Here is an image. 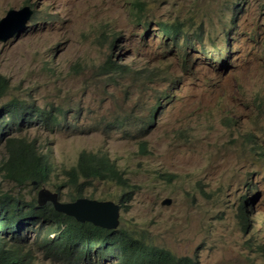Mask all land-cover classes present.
Returning a JSON list of instances; mask_svg holds the SVG:
<instances>
[{
    "label": "rangeland",
    "instance_id": "1",
    "mask_svg": "<svg viewBox=\"0 0 264 264\" xmlns=\"http://www.w3.org/2000/svg\"><path fill=\"white\" fill-rule=\"evenodd\" d=\"M24 5L36 20L0 41L11 81L1 102L54 110L60 124L9 132L48 154L53 170L41 186L0 174V187L25 203L40 189L63 202L113 201L118 230L195 264H264V0H0V19ZM161 23L182 25L176 42ZM112 58L134 72H110ZM83 151L110 157L122 185L82 180L77 196L66 171ZM36 227L25 237L49 225ZM26 250L32 264H52L34 241ZM101 254L80 264L120 261Z\"/></svg>",
    "mask_w": 264,
    "mask_h": 264
},
{
    "label": "trees",
    "instance_id": "2",
    "mask_svg": "<svg viewBox=\"0 0 264 264\" xmlns=\"http://www.w3.org/2000/svg\"><path fill=\"white\" fill-rule=\"evenodd\" d=\"M181 26L180 23H161L158 31L169 39L176 40ZM172 30L174 33H171ZM198 32L200 29L193 34L200 37ZM105 68L119 75L134 72L129 65L125 67L113 58ZM137 74L141 72L137 71ZM10 85V79L0 72V145L5 139L7 152L6 160L0 165V174L5 180L18 186L29 182L41 186L49 181L53 170L48 154L39 151L31 142L6 136L12 135L9 132L15 128L20 130L33 122L60 124V120L55 119L58 113L54 114V110L50 111L21 99L2 103ZM142 146L145 148L144 144ZM66 174L79 197L82 196L79 185L82 180L101 179L116 181L120 185L123 183V176L110 157L97 156L87 151L79 155L77 164L66 171ZM127 196L129 201L133 193L130 192ZM125 199L124 196L121 198L122 203ZM239 212L242 224L247 226L245 207L242 206ZM36 225L49 227H45L47 231L43 234L36 233L33 239L25 237L28 232L37 228ZM61 227H64V231L60 230ZM53 233L55 237L51 238ZM28 241H34L38 248H43L42 256L52 264H80L83 257L90 259L94 252L100 250L101 256L105 258L118 257L120 261L117 264H195L189 257L178 258L170 250L152 246L125 229L108 230L90 222H78L74 217L56 211L50 203L39 205L36 200L25 203L20 197L15 198L0 187V264H32L38 257L31 250H26Z\"/></svg>",
    "mask_w": 264,
    "mask_h": 264
},
{
    "label": "water",
    "instance_id": "3",
    "mask_svg": "<svg viewBox=\"0 0 264 264\" xmlns=\"http://www.w3.org/2000/svg\"><path fill=\"white\" fill-rule=\"evenodd\" d=\"M26 11L27 8L21 11L11 10L7 17L0 20V41H7L23 26L30 14ZM37 202L39 205L51 202L56 211L72 216L81 223L90 222L95 226L108 230L117 229L120 224L119 206L113 201L77 198L75 201L63 202L59 200L58 193L40 189ZM171 203L172 199L170 198L162 201L163 205H170Z\"/></svg>",
    "mask_w": 264,
    "mask_h": 264
},
{
    "label": "clouds",
    "instance_id": "4",
    "mask_svg": "<svg viewBox=\"0 0 264 264\" xmlns=\"http://www.w3.org/2000/svg\"><path fill=\"white\" fill-rule=\"evenodd\" d=\"M24 8H27V11H26V13H30L29 14V18L23 23V26L20 28V29H18L17 31H16V33L11 37V38H13L14 36H20V33L27 27V23L29 22V20L32 18V16H33V14H34V9H33V7L32 6H30V5H24V6H22L21 8H19V9H17V8H10V9H8L7 11H6V13L4 14V16L2 17V18H4V17H7V15H8V13H9V11H11V10H14V11H21L22 9H24ZM25 13V14H26ZM1 18V19H2ZM0 19V20H1ZM34 20H36V16H34L33 18H32V20H31V22L32 21H34ZM180 37V36H179ZM11 38H9V39H11ZM169 38V37H168ZM8 39V40H9ZM178 39V38H177ZM176 39V40H177ZM7 40V41H8ZM170 40H172V39H170ZM176 40H173L174 42H176ZM2 73V72H1Z\"/></svg>",
    "mask_w": 264,
    "mask_h": 264
}]
</instances>
